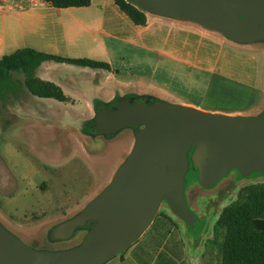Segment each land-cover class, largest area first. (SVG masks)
Here are the masks:
<instances>
[{"label":"rangeland","instance_id":"obj_1","mask_svg":"<svg viewBox=\"0 0 264 264\" xmlns=\"http://www.w3.org/2000/svg\"><path fill=\"white\" fill-rule=\"evenodd\" d=\"M149 18V27L136 38L143 48L129 46L125 59L114 63V78L109 80L106 73L97 78L104 83L99 93L92 87V73L66 63L44 62L36 77L60 84L75 99L67 103L34 97L24 88L21 72L10 75V87L0 98V223L24 244L47 251L79 245L85 235L81 230L57 243L49 241V230L94 199L133 147L130 129L108 139L85 133L93 101L139 95L225 115L264 111L263 43L246 49L211 33L226 42L217 46L207 43L197 25L192 26L198 30L183 31L170 26L169 19L156 23L159 17ZM76 29L71 26L70 33L88 36ZM261 183L264 176L242 178L231 171L206 189L195 175H187L184 195L198 222L188 227L162 202L157 215L165 213L176 225L170 229L171 241L162 240L163 250L174 249L186 264H216L217 250L208 242L220 212L242 187ZM150 232L140 244L153 245ZM130 250L105 264H129ZM138 255L142 264H150V258Z\"/></svg>","mask_w":264,"mask_h":264},{"label":"water","instance_id":"obj_2","mask_svg":"<svg viewBox=\"0 0 264 264\" xmlns=\"http://www.w3.org/2000/svg\"><path fill=\"white\" fill-rule=\"evenodd\" d=\"M147 15L192 23L240 45L264 44V0H125ZM91 135L133 132L110 183L82 210L49 230L51 242L87 229L74 248H32L0 223V264H105L150 228L163 201L188 227L198 217L184 195L189 170L210 189L231 171L264 175V111L231 116L155 98L121 97L99 106Z\"/></svg>","mask_w":264,"mask_h":264},{"label":"crops","instance_id":"obj_3","mask_svg":"<svg viewBox=\"0 0 264 264\" xmlns=\"http://www.w3.org/2000/svg\"><path fill=\"white\" fill-rule=\"evenodd\" d=\"M149 19V15L146 14L145 26L134 25L119 10L114 0H91L88 7L68 9H55L45 4L43 0H0V59L17 50L29 48L67 58H88L106 62L110 65V72L78 67L82 73H92L94 77V81H91L92 87L94 86V92L99 93L103 90L104 83H100L97 78L104 73L108 75L109 80L114 78V72L117 71L114 63L125 59L124 52L128 51L129 46L136 49L143 48L136 38L140 39L145 33L150 25ZM154 19L156 23L163 21L162 18ZM171 21L173 22H170L169 25L176 29L183 31L196 29L192 26L195 24L192 23ZM71 26H76L78 32L82 29L88 33V36L70 33ZM198 31L209 39L206 40L209 44L213 43L218 46L226 43L225 41L220 42L218 37L211 34L213 32ZM241 47L247 49L249 46ZM46 63L50 64L51 62ZM38 68L35 70V75ZM44 81L57 85L69 98V102L75 100L55 80ZM119 85L121 87V84ZM77 92L81 94V91ZM262 112L261 109H255L237 111L228 115L258 116ZM146 233L149 231L147 230L142 236ZM152 237L153 245L148 244L149 242L140 244L139 239L127 248L131 249L128 256L130 259H127L129 264H142L138 254L150 258V264L158 259V256L163 252V242L154 233ZM139 249L141 251L137 252Z\"/></svg>","mask_w":264,"mask_h":264},{"label":"trees","instance_id":"obj_4","mask_svg":"<svg viewBox=\"0 0 264 264\" xmlns=\"http://www.w3.org/2000/svg\"><path fill=\"white\" fill-rule=\"evenodd\" d=\"M55 9L84 8L91 0H43ZM119 10L136 26L146 25V14L125 0H114ZM44 62L66 63L78 67L110 72L108 63L86 58H67L25 48L0 59V98L2 91L9 89L10 75L21 72L24 88L29 94L41 99H54L67 103L69 98L54 83L44 81L35 75V70ZM187 175H197L189 170ZM240 176V174L238 173ZM264 176L252 174L250 177ZM241 177V176H240ZM175 223L165 213H159L148 231L151 230L162 240H170V229ZM176 240V238H174ZM208 245L217 250L216 264H264V183L242 187L229 205L220 212ZM175 250L158 256L159 264H186L176 257ZM158 260V261H159Z\"/></svg>","mask_w":264,"mask_h":264},{"label":"flooded vegetation","instance_id":"obj_5","mask_svg":"<svg viewBox=\"0 0 264 264\" xmlns=\"http://www.w3.org/2000/svg\"><path fill=\"white\" fill-rule=\"evenodd\" d=\"M121 97H125V98H127V99H137V98H141V99H143V100H146V99H148V98H146V97H142V96H139V95H134V96H119V97H115L114 96V98L113 99H110V100H108V101H103V100H95V101H93V103H92V117L91 118H89V119H87V120H85L84 122H85V124H86V129H85V133L86 134H88L89 136H91V137H95V136H102V137H105V138H112V137H110V136H104V135H91V127H90V121H91V119L93 118V116H94V114H95V111H96V109L99 107V106H101L102 104H106V103H109V102H111V101H113V100H115V99H118V98H121ZM133 144H134V142H133ZM213 188V187H212ZM185 192V191H184ZM186 199V198H185ZM163 203H166L165 201H163ZM186 205H187V207H188V210L190 211V212H192V210H191V208L188 206V204H187V202H186ZM193 213V212H192ZM182 221V220H181ZM183 222V221H182ZM198 222V221H197ZM196 222V223H197ZM184 223V222H183ZM185 224V223H184ZM81 231L82 232H84V233H86V231H87V229H81ZM49 239V238H48ZM49 241H50V239H49Z\"/></svg>","mask_w":264,"mask_h":264}]
</instances>
